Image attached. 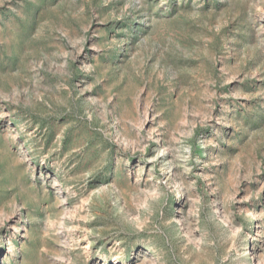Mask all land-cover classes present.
<instances>
[{"label":"rangeland","instance_id":"1","mask_svg":"<svg viewBox=\"0 0 264 264\" xmlns=\"http://www.w3.org/2000/svg\"><path fill=\"white\" fill-rule=\"evenodd\" d=\"M0 264H264V0H0Z\"/></svg>","mask_w":264,"mask_h":264}]
</instances>
